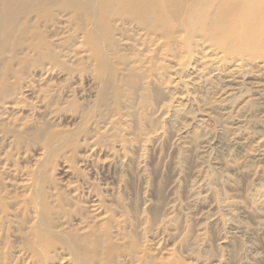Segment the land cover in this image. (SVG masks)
Masks as SVG:
<instances>
[{
    "label": "rangeland",
    "instance_id": "obj_1",
    "mask_svg": "<svg viewBox=\"0 0 264 264\" xmlns=\"http://www.w3.org/2000/svg\"><path fill=\"white\" fill-rule=\"evenodd\" d=\"M68 28L64 18L53 28L46 24L47 40L54 31L59 35L56 60L38 69L28 65L22 77L23 85L39 84L47 97L35 102L21 93V107L7 108L11 122L0 127L25 121L41 134L7 147L10 156L0 160V180L53 181L63 193L84 183L104 218L92 221L104 223L113 248L122 251L113 264H264V205L257 206L253 196L255 189H264V153L229 144L224 133L227 128L264 136V100L245 109L241 97L223 101L214 83L195 91L186 71L174 76L152 66L145 68L146 91L129 88L125 66L107 46L99 43L108 54L100 67ZM177 102L179 118L171 111ZM181 125L191 132L182 149L175 142ZM49 131L56 136L44 149ZM199 174L208 182L200 190L205 200L192 207L188 190ZM224 204L232 206L230 213ZM79 218L73 215L71 223ZM129 244L136 262L125 253ZM13 247L7 264H29L18 256L16 242Z\"/></svg>",
    "mask_w": 264,
    "mask_h": 264
},
{
    "label": "bare ground",
    "instance_id": "obj_2",
    "mask_svg": "<svg viewBox=\"0 0 264 264\" xmlns=\"http://www.w3.org/2000/svg\"><path fill=\"white\" fill-rule=\"evenodd\" d=\"M59 18L68 23V35L93 53L98 63L108 57L99 43L107 46L125 66L124 83L129 88L146 91L150 75L145 68L152 66L165 74L172 70L174 76L186 71L195 91L214 83L223 101L241 97L245 109L264 100V0H0V124L11 122L7 108L21 107V93L35 102L47 97L39 84L23 85L22 77L28 65L38 69L44 61L56 60L59 35L54 31L47 40L43 28L55 27ZM168 79L165 76L164 84ZM180 106L177 102L171 110L177 118ZM16 125L0 127L2 162L10 156L7 147L41 134L29 130L25 121ZM179 128L175 142L187 148L191 132L186 126ZM224 133L229 144L264 153V136L227 128ZM45 136L44 149L56 135L49 131ZM207 183L206 176L199 174L188 190L190 206L204 202L200 190ZM71 185V191L63 193L53 181L0 180V264L10 261L13 242L18 256L29 264H113L111 259L122 251L113 248L104 223L96 226L92 221L100 215V202L92 199V190L84 183ZM17 188L23 193L14 192ZM253 196L257 206L264 205V189H255ZM231 207L224 204L222 209L230 213ZM75 214L80 218L73 224ZM125 253L136 262L131 244Z\"/></svg>",
    "mask_w": 264,
    "mask_h": 264
}]
</instances>
